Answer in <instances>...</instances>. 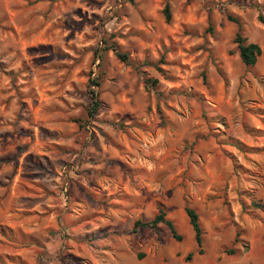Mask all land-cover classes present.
Segmentation results:
<instances>
[{
  "label": "rangeland",
  "instance_id": "rangeland-1",
  "mask_svg": "<svg viewBox=\"0 0 264 264\" xmlns=\"http://www.w3.org/2000/svg\"><path fill=\"white\" fill-rule=\"evenodd\" d=\"M238 31L264 49V0H0V264H264V56ZM159 207L180 241L133 228Z\"/></svg>",
  "mask_w": 264,
  "mask_h": 264
},
{
  "label": "trees",
  "instance_id": "trees-1",
  "mask_svg": "<svg viewBox=\"0 0 264 264\" xmlns=\"http://www.w3.org/2000/svg\"><path fill=\"white\" fill-rule=\"evenodd\" d=\"M132 1V0H129ZM163 13L165 16V20L168 22L171 18L170 14V8L169 4H165ZM105 46L99 47L96 51H99L101 53L105 52L107 48L112 49L115 53V55L123 62L132 64L130 57L127 53L122 52L119 47L115 43H108L106 39L101 40ZM234 42L236 44V48L239 53V57L241 61L249 67H252L256 64L257 59L259 56H264V49H262L258 44L253 42H247L245 37L242 36V34L238 31L235 34ZM101 54L97 55L98 58H101ZM99 82L95 80H91V89L89 90V97H90V103L89 107L87 108V113L89 116L94 115L100 106V100L98 98V93L94 89L95 86H98ZM94 86V88H93ZM253 206L260 207L257 203L253 202ZM185 213L189 220V223L192 227V230L194 232V241L197 246V252L199 254L203 253L202 243H203V229L199 221V216L195 209L186 206L185 207ZM159 224H164L169 229L172 238H174L177 241L181 240V236L178 234V231L176 229V226L174 222L168 218H166L165 212L162 210L161 207H159L158 212L149 220L147 221H141L136 220L134 222V229H137L138 227H148L152 229H157ZM231 253H233V250H230ZM192 257V252H189L186 255V259L189 260Z\"/></svg>",
  "mask_w": 264,
  "mask_h": 264
}]
</instances>
